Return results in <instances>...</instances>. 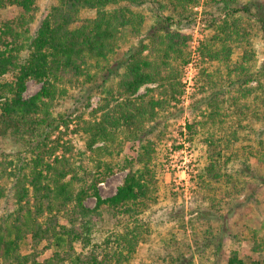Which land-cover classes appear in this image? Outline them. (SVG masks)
Wrapping results in <instances>:
<instances>
[{
  "label": "trees",
  "instance_id": "1",
  "mask_svg": "<svg viewBox=\"0 0 264 264\" xmlns=\"http://www.w3.org/2000/svg\"><path fill=\"white\" fill-rule=\"evenodd\" d=\"M144 1L58 0L38 14L37 0H0V9L14 10L0 17V139L10 140L16 147L14 153L0 157V204L5 205L7 193L12 195V209L0 215L1 264H130L148 233L140 215L147 211L150 200L154 201L149 164L158 136L153 121L164 102L163 97L152 94L153 89L137 92L146 85L169 84L170 98H175V84L180 81L171 83V59L186 64L189 54H183L184 42H176L177 35L171 34L169 27L174 22L181 26L184 20L189 25L190 17H186L196 6H201L209 29L198 50L201 62L225 65L226 76L234 77L230 86L236 87L227 97L221 89L208 93L206 88L217 85L215 77L221 75V69H199L197 88L207 95L196 103L207 102L211 107L202 116L216 123L235 118L236 125L228 137L205 138L210 148L206 166L210 179H219L222 167L240 157L233 142L238 131L251 127L244 121L264 119L263 112L256 109L258 100L264 106L263 97L255 94L251 105L244 102L255 90H264V71L252 69L254 54L245 48L250 32L238 14L246 13L249 19L253 16L264 32L263 2L250 0L240 7L238 0H161L154 23L139 45L127 49L115 66L99 65L109 61L126 33L141 32L145 18L135 8ZM91 10L93 16H82ZM34 23L36 28L31 31ZM235 49H242V55L232 62ZM145 50L147 54H143ZM153 53L157 58H150ZM99 67L104 71L99 73ZM117 68H122L121 72ZM166 69L169 71L164 74ZM113 73L115 85L108 84ZM29 80L41 87L24 97ZM255 80L257 85L249 87ZM78 83L87 90L86 107L94 95H99L100 101L89 112V119L76 116L82 124L76 123L72 132L84 135L83 145L77 149L69 140L51 136L70 123L64 112H54V105L68 86ZM186 127L190 131L194 126ZM127 140L138 143L137 155L131 161L119 160L114 155ZM257 144L248 147L253 149L247 151L246 161L239 159L243 171L250 172V157L264 155V139L258 137ZM135 164L139 167L134 168ZM123 169L128 171L115 193L102 198L98 183ZM88 197L95 198L93 207L85 205ZM104 211L114 225L100 237L96 218ZM216 241L211 242L219 254L221 244ZM23 246L26 252H22ZM260 249L254 243L248 263L231 250L226 264H264V258L256 255ZM46 251L50 254L41 258ZM169 257L174 264L191 261L178 251Z\"/></svg>",
  "mask_w": 264,
  "mask_h": 264
},
{
  "label": "rangeland",
  "instance_id": "2",
  "mask_svg": "<svg viewBox=\"0 0 264 264\" xmlns=\"http://www.w3.org/2000/svg\"><path fill=\"white\" fill-rule=\"evenodd\" d=\"M57 1L37 0L38 14L49 10ZM159 1L161 0H145L141 6L135 8L145 18L141 32L137 35L126 33L109 61L107 63L102 61L99 65L115 66L117 61L126 56L127 49L139 45L146 31L154 23ZM249 1L238 0L237 4L242 7ZM256 1L264 3V0ZM192 11L186 17L187 20L190 17L189 25H185L184 20L181 26L174 22L169 27L170 33L177 35L174 38L175 41L180 44L184 42L181 46L183 54H189L186 64H182L180 59H171L169 67L171 83L180 81V84H175L176 90L173 95L175 98H170L169 84L163 87L150 84L137 92V94H144L146 88L153 89L152 94L155 97H163L164 102L153 121L156 127L155 134L158 136L149 164L153 173L154 201L150 200L147 211L140 215L148 233L144 234L146 240L138 244L130 264H174L169 256H175V251L181 252L186 259L191 260L186 261L187 264H226V257L231 250H235L238 256L248 263L254 243H258L261 247L259 254L256 255L264 258V155L256 154L248 159L250 172L241 169L243 162L239 160H247L248 157L245 158L248 155L247 151L258 145V137L264 139V119L244 121L245 125H251L252 128L245 126L243 130L238 131L237 139L233 142L241 153L240 157L236 162H228L222 167V176L219 179H210L206 173L210 148H207L205 138L209 135L228 137L236 128L235 118L227 117L223 119V123L204 119L202 114L209 113L211 107L207 102L198 105L196 100L205 97L207 92L213 89H221L224 97H227L228 91L233 94L236 87L230 86L234 77L226 76L225 65L201 62L198 50L209 29L203 19L201 6H196ZM12 12H14L13 9H0V17H6ZM93 14L92 10L82 12L83 17H90ZM238 14L242 15L241 22L250 32L249 43L245 48L250 49V52L254 54V59L251 61L252 69L264 71V32L253 16H250V20L248 14L243 12ZM36 25L37 23L32 25L31 31L36 28ZM147 53L148 50L143 52V54ZM241 55L242 49H235L231 61L240 60ZM157 56L153 53L150 58H157ZM201 67L209 71H214L217 67L221 69V75L215 77L218 81L217 85L211 89L206 88V91H209L202 94L197 88ZM100 69L103 67H99V73L104 71ZM117 69L119 72L122 70V68ZM169 70H164V74ZM82 79L80 77V80ZM259 79L263 81V77ZM108 81V84L115 85L116 74H111ZM256 83L255 80L248 85L255 87ZM80 86V83L68 86L67 92L60 97L57 105H54V112H64L68 115L70 123L68 127L60 126L51 136V138L61 137L62 140H69L72 147L77 149L83 145L84 135L72 132L75 125L82 124L77 121L76 116L82 115L83 119H89V112L100 101L99 95H94L90 99V105L86 107L87 90H83ZM40 87L41 83L29 80L23 93L24 97L36 93ZM255 94L264 99V90L257 89L251 94L252 97L245 98L244 102L251 105ZM260 102L261 100H258L256 109L263 112L262 116H264V106ZM190 123L194 127L189 131L186 125ZM260 129L262 131L259 134ZM15 149L14 143L10 140L0 139V157L2 153H14ZM137 151L138 143L127 140L114 156L119 160L131 161L136 157ZM224 158L225 155H222V159ZM138 167L139 164L134 165V168ZM127 171V169L117 170L98 183L99 195L105 198L114 194ZM11 196L10 192L7 193L5 205L0 204V215L12 209ZM94 204L93 197L85 200L87 207H93ZM96 221V227L100 230L97 233L100 237L105 236L114 225L113 218L105 211L99 218L97 216ZM213 239L221 244L219 254H215V244L211 242ZM25 247H22V252H26ZM49 254L50 251H46L41 258Z\"/></svg>",
  "mask_w": 264,
  "mask_h": 264
}]
</instances>
